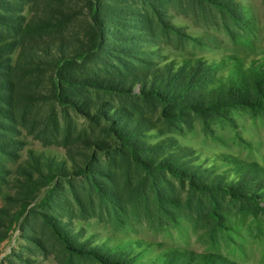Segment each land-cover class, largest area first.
Wrapping results in <instances>:
<instances>
[{
  "label": "rangeland",
  "instance_id": "obj_1",
  "mask_svg": "<svg viewBox=\"0 0 264 264\" xmlns=\"http://www.w3.org/2000/svg\"><path fill=\"white\" fill-rule=\"evenodd\" d=\"M86 1L0 0V84L12 82L11 92L0 86L11 96H0V264H103L54 229L122 264L172 251L264 264V208L246 188H203L240 167L264 170V97L257 105L253 81L243 100H228L227 88L209 107L219 80L264 68V0H103L95 47ZM34 43H71L66 79L124 91L65 86L69 103H57L56 59ZM192 61L193 77L182 64ZM154 73L166 76L162 96L139 82ZM84 105L115 117L89 118ZM122 125L150 171L119 145L112 129ZM57 164L65 171L48 173Z\"/></svg>",
  "mask_w": 264,
  "mask_h": 264
},
{
  "label": "trees",
  "instance_id": "obj_2",
  "mask_svg": "<svg viewBox=\"0 0 264 264\" xmlns=\"http://www.w3.org/2000/svg\"><path fill=\"white\" fill-rule=\"evenodd\" d=\"M102 1L103 0H87L86 1L87 2L86 6L88 9V13H89L87 22L90 23L92 31L94 30V32L96 33L102 31L103 26H104V19L100 16L102 14L103 6H104ZM98 36L99 34L97 33L96 36H92L91 38V42L94 47H95V44L97 45V43L99 42ZM49 45L54 46L55 49L51 50L49 49V47L45 48L43 44L41 45V43H38V44L34 43L33 45H31V48L39 52H42L44 56H47V58L50 57L52 59H56L55 66L57 70H56V76L54 80L53 97L57 103H63V102L69 103V99L64 93L66 91L65 86H71L75 89H80V90L91 88L93 90H104V91H110V92L124 91L123 86L114 85V83H111V82L99 81L97 79H92L89 77H85V78L76 77L75 79H72V80L66 79L65 75L62 74V71H63V68L67 65V63L69 62L71 63L70 61L71 58H69V56L72 55V53H65L64 51L71 50V49L73 50V47L71 43L68 45L63 44V45H60V47L58 46L59 49L58 51H56L57 44L52 45V43H49ZM5 49H6L5 46L4 47L0 46V61H1L2 54L5 52ZM192 63H195V65H193ZM192 63L188 64L189 66H186V63H182V64H184V67H190L189 76L193 77L194 74L198 73L199 68L197 66L198 65L201 66V63L197 61H192ZM168 73L170 74V68L167 69V74ZM169 74L166 76H169ZM166 76L163 77L159 73H154V75L151 76V80H150L151 82L149 83H147V81L145 80V77L144 79L143 78L139 79L140 80L139 82L142 84V87H143L142 90L145 89L146 84H149V93L154 92L153 93L155 94L154 96H158V95L162 96V94H165L163 92L166 88V81H165ZM251 80L253 81L256 91H257L258 101L256 102V104L257 105L261 104V102H263L262 99L264 97V88H263L264 68L254 63L253 66L251 65V67H249L248 70H244L243 67L242 68L238 67L225 80L224 79L219 80L217 84L215 85V88H214L215 91L212 92L213 96H212V101L209 107H212V106L215 107L216 105H220L221 102H224V101H218V99L223 97L222 96L223 91L227 88H228V92H227L226 97L228 100H232V99L236 100L237 96H240L238 98L239 101L243 100L244 99L243 96L246 94V92H248L247 91L248 84H249L248 82ZM1 85L7 86L5 87V89L8 92L9 91L11 92V87H12L11 81H7L6 84L1 83L0 86ZM0 96L4 99L7 98L9 101L11 99L10 95H7V97L4 94ZM104 111L105 109H99V108L96 109L91 106L87 107L86 105H84L81 114L89 118L96 117L95 119L99 118V116H102L100 113L102 114L106 113L105 116L107 117L109 116V118L115 117L113 110H107L106 112ZM130 129L131 131L128 130V128H126L125 125H122L119 128H115L112 130L115 133L114 135L116 137L119 136V138L121 139V143L119 145H121V147L126 146V148L130 152H132L133 158L136 161L137 165H139L143 169L150 171L151 169L154 168V166L148 167V165L145 164V162L141 159V157L137 153L138 151L136 147L133 145V142L131 141L132 139L130 140L129 138L133 135L134 130H132V128ZM97 144L101 145V143H97ZM94 150H97V149H94ZM99 150H102V149H99ZM169 160L171 161L172 159L169 158ZM169 160L165 158L162 159L160 163L162 164L161 166H164V167L167 166L170 162ZM51 170L53 171V173ZM62 170L65 171V169H63V167L60 164H57L55 165V168L50 167V169L48 170V173L56 176L58 173H61ZM66 172L68 171L66 170ZM83 172H86V171L83 170ZM230 172L231 171H228L226 173V175L228 174L227 178L225 177L224 178L218 177L219 179L215 178L214 181L208 182V184L204 185L203 188L214 187V185H218V183H215L216 181H218L219 183L222 182V185H218V186L224 187L227 190H232V189L240 190V189L246 188L242 191L241 193L242 196L251 198L257 203L258 206L264 208V170L259 169L255 165L252 164L246 167L237 168L233 174H231ZM94 189L99 192L101 191L100 187H98L95 184H94ZM54 232L63 242H65V244L67 245V248L71 251H75L77 249L76 252H78L80 255L90 256L94 259L99 260L103 264H122L119 260L112 259L107 256L98 254L96 251L86 250V249L78 248V247L76 248L72 245L70 240L65 235H63L58 229H54ZM119 248H122V247H119ZM151 264H229V263L223 257L217 256V255L206 254V255L197 256L194 253L182 254L178 251H172L169 254L162 255L156 260L151 261Z\"/></svg>",
  "mask_w": 264,
  "mask_h": 264
}]
</instances>
